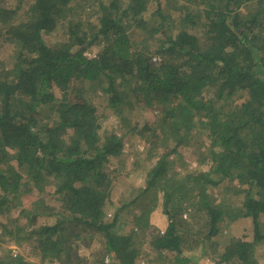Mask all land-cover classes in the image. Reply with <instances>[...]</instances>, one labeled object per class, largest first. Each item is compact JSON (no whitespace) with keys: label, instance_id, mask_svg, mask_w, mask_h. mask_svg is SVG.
<instances>
[{"label":"trees","instance_id":"1","mask_svg":"<svg viewBox=\"0 0 264 264\" xmlns=\"http://www.w3.org/2000/svg\"><path fill=\"white\" fill-rule=\"evenodd\" d=\"M156 2L148 18L147 0H34L12 14L3 38L19 51L12 68L0 63V209L26 189L58 206L41 199L25 213L53 223L3 226L39 262L4 251L0 264H189L195 253L260 264L245 256L264 245V0ZM78 5L97 6L98 23L74 18ZM64 27L68 43L50 45L45 36ZM87 86L102 92L104 113ZM111 116L123 134L104 128ZM135 140L155 162L113 209L108 166ZM190 146L195 168L180 153ZM152 192L163 196L162 232L150 230ZM123 210L134 216L127 228Z\"/></svg>","mask_w":264,"mask_h":264},{"label":"rangeland","instance_id":"2","mask_svg":"<svg viewBox=\"0 0 264 264\" xmlns=\"http://www.w3.org/2000/svg\"><path fill=\"white\" fill-rule=\"evenodd\" d=\"M149 1L148 7L149 11L146 14V18L150 17L151 14H156L155 9L157 2L156 0H147ZM168 1V0H166ZM34 2V0H4L3 5L5 7L6 13H3L4 16H0V63H3L5 68H12L14 62L16 60L15 56L18 53V48L16 45L10 42H6L3 38V33L6 30L7 26L10 24L13 13H18L17 17L23 16L24 12L28 9V7ZM164 2V0H163ZM165 3V2H164ZM126 3H123L125 5ZM169 8V7H168ZM166 9V6L164 7ZM97 6H81L78 5L75 9L74 18L78 20H83L85 22H91L93 24L98 23L97 15H96ZM16 16V14H15ZM65 27L53 34H48L46 37L47 42L52 46H57L58 44L68 43V37L65 33ZM139 38V36H138ZM97 52V48H92L90 51L86 53L89 57H94ZM93 86L85 87V91L87 94L85 98H90L96 102H98L100 106V114L104 113L105 106L107 103H103L98 100L99 96L102 95V92L99 90L96 91L92 89ZM58 94H60L58 92ZM106 112V111H105ZM41 116L44 120L48 121V118H51V110L44 108L41 112ZM151 120H153L151 118ZM103 126L106 129L114 130L119 134H123L124 131L119 124V121L116 117H105L103 118ZM180 153L183 156V160L190 164V168H195L199 166L198 151L194 149L193 146L190 147H182L180 148ZM154 160L148 157L147 149L138 142L137 140L127 143L125 148V152L123 156L118 157L116 159H112L110 165L108 166V171L116 177V183L113 188L112 193V202L114 203V208L119 207L121 204V199L125 198H134L140 190L144 187V181L147 172L149 171L152 164H154ZM176 169L180 170L179 163L176 165ZM218 194V193H217ZM45 200L50 206H58L55 198L51 197L49 194H38L30 189L23 190L20 198L16 200H8L3 204L4 208L0 209V254L4 251H8L13 255L24 254L28 259L34 262H39L38 250L35 249L34 244L27 241L23 243V241H15L11 240L10 237L4 234V227H7L8 232L10 230H14L15 226H19L15 232L18 230L26 231L30 226H34L36 224L43 225L48 221L46 218L34 219L25 216V213H30L34 205L38 200ZM219 197H216V202L219 201ZM149 208L152 209L151 213V228L150 230H159L164 231L168 225L167 215L164 213L163 208V196L161 193H151L148 197ZM8 206H14L10 209H7ZM110 209V215L112 214ZM133 213L128 215L126 210L120 212V220L119 225L122 228H127L134 224L133 221ZM188 216H186L187 218ZM54 219H49L48 223H53ZM238 226V225H237ZM245 235H252V227L248 224H244ZM238 229L241 226L237 227ZM99 247V242H94L91 246L92 249H96ZM147 248H149L147 246ZM151 249V248H150ZM82 254L86 256H90V250H81ZM200 254V255H199ZM195 253L197 257L196 260L190 261L189 264H209L208 260L205 257H201V253ZM157 255L154 254L153 259H155ZM256 257L260 264H264V245L258 248L255 253L249 252L245 259H252ZM108 262V260H106ZM48 264H51L50 262ZM145 264V263H142ZM155 264H169V262L162 263L161 260H157Z\"/></svg>","mask_w":264,"mask_h":264},{"label":"built area","instance_id":"3","mask_svg":"<svg viewBox=\"0 0 264 264\" xmlns=\"http://www.w3.org/2000/svg\"><path fill=\"white\" fill-rule=\"evenodd\" d=\"M16 255V254H15Z\"/></svg>","mask_w":264,"mask_h":264},{"label":"crops","instance_id":"4","mask_svg":"<svg viewBox=\"0 0 264 264\" xmlns=\"http://www.w3.org/2000/svg\"><path fill=\"white\" fill-rule=\"evenodd\" d=\"M152 223V222H151Z\"/></svg>","mask_w":264,"mask_h":264}]
</instances>
